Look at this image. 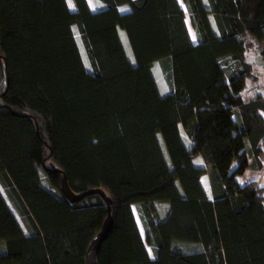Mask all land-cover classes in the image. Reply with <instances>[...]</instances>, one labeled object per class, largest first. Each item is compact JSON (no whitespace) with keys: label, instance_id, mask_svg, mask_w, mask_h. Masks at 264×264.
<instances>
[{"label":"trees","instance_id":"trees-1","mask_svg":"<svg viewBox=\"0 0 264 264\" xmlns=\"http://www.w3.org/2000/svg\"><path fill=\"white\" fill-rule=\"evenodd\" d=\"M73 2L0 0V182L26 229L0 190V264H86L106 202H70L62 173L110 199L97 264H264V185L236 178L262 167L264 95L243 93L246 51L264 57V0ZM149 202L167 204L159 224Z\"/></svg>","mask_w":264,"mask_h":264},{"label":"rangeland","instance_id":"rangeland-1","mask_svg":"<svg viewBox=\"0 0 264 264\" xmlns=\"http://www.w3.org/2000/svg\"><path fill=\"white\" fill-rule=\"evenodd\" d=\"M88 4L90 6L91 9H96L97 6V2L96 0H87ZM68 7L71 10L75 9V5L73 0H71V7L69 6V0H66ZM180 4L183 6V2L182 0H179ZM185 20L186 23L188 25L189 31L190 33L192 32V27L190 25L189 22V18L188 15L186 14L185 16ZM123 40L125 43V46L127 48L128 43L126 38L123 36ZM129 51V50H128ZM245 58L248 62L251 63L252 65V73L254 75V78H249L246 81V91L243 93V99L245 101L251 99L253 97V95L259 93L264 95V57L260 56L258 53V50L256 48H250L249 50L246 51L245 53ZM153 70H154V74L156 77V80L158 82V86L159 89L162 93H166L168 91L171 90L172 88V77H171V69H170V65L168 64L167 61H156L153 65ZM264 116V113H263ZM184 138H185V134L182 132ZM186 139V138H185ZM187 141V139H186ZM195 163H202L200 157L195 158L194 159ZM261 161H262V167L259 171H254V170H248L243 176H236L237 180L239 181H243L245 179H255L259 184L264 185V151L262 153L261 156ZM33 171V167H29L27 173L28 176L31 177ZM38 174L39 176H41V183L36 184L33 181H31L30 183L32 184V186L38 190H43L45 187V177L43 172L38 169ZM201 181L202 184L204 185L207 193L209 194V185H208V177L206 174L201 176ZM0 190L2 191L5 199L7 200L8 204L10 205V207L12 208V210L14 211V213L16 214L19 222L21 223L22 227L25 229V223L23 220V217L21 216V214L19 213V211L16 209V207L14 206L12 200L10 199V196L7 193V190L5 189V187L3 186V184L0 182ZM263 203H264V198H263ZM150 212L152 214V217L154 219V221L156 222V224H159L160 219L162 217V215L164 214V212L167 209V204L166 203H159V202H149L148 203ZM133 208V212L136 218V221L138 223L140 232L142 234V236H144V229L142 226V222L140 219V215L137 209V205H132ZM262 228L264 229V223L262 224ZM161 239L162 242L164 243V245L167 248H181V249H187L190 248L192 244H187V243H182L179 241H173L171 239H169L168 237L164 236L163 234H161ZM146 248L150 254L151 257H153V252L151 249V246L146 244Z\"/></svg>","mask_w":264,"mask_h":264},{"label":"water","instance_id":"water-1","mask_svg":"<svg viewBox=\"0 0 264 264\" xmlns=\"http://www.w3.org/2000/svg\"><path fill=\"white\" fill-rule=\"evenodd\" d=\"M61 191L66 199H68L70 202H75L83 198L84 196L92 193L99 194L106 202V217L102 223V226L99 230V232L93 237L91 240L85 255V261L86 264H97L96 255L100 248V245L102 241L107 237L109 234L111 228H112V215H111V207H110V199L109 197L98 188L88 189L84 192H81L79 194H75L72 192L66 183V177L62 173V179H61Z\"/></svg>","mask_w":264,"mask_h":264},{"label":"crops","instance_id":"crops-1","mask_svg":"<svg viewBox=\"0 0 264 264\" xmlns=\"http://www.w3.org/2000/svg\"><path fill=\"white\" fill-rule=\"evenodd\" d=\"M187 24V23H186ZM192 27V26H191ZM187 28H188V25H187ZM188 31H189V28H188ZM192 32L193 33H190V31H189V34H190V37H191V40L193 41V42H196V37H195V34H194V31H193V28H192ZM264 223V222H263ZM262 223V224H263Z\"/></svg>","mask_w":264,"mask_h":264},{"label":"snow or ice","instance_id":"snow-or-ice-1","mask_svg":"<svg viewBox=\"0 0 264 264\" xmlns=\"http://www.w3.org/2000/svg\"><path fill=\"white\" fill-rule=\"evenodd\" d=\"M69 6L71 7L72 5H71V0H69Z\"/></svg>","mask_w":264,"mask_h":264}]
</instances>
